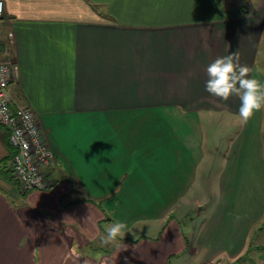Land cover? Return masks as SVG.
<instances>
[{
    "label": "crops",
    "instance_id": "obj_1",
    "mask_svg": "<svg viewBox=\"0 0 264 264\" xmlns=\"http://www.w3.org/2000/svg\"><path fill=\"white\" fill-rule=\"evenodd\" d=\"M3 1L0 61L18 67L9 87L14 103L35 112L51 142L54 163L48 173L54 184L48 190L23 192L0 173V264H264V206L259 213L251 212L256 219L230 229L228 239L227 232L219 234L223 217L236 219L229 203L239 184L250 187L238 191L240 206L247 203L249 209L250 197H264L262 135L258 167L252 168L261 171L259 182L239 178L237 171L253 165V150L243 164L241 146L225 148L223 162L209 155V165L221 159V166L202 178L206 165L200 137L188 133L186 143V135L167 131L164 124L170 119L164 116L132 118L146 126L130 133L145 138L137 148L144 141L145 148H161L131 153L144 155L141 161L150 165L143 180L146 185L151 177L156 182L155 202L162 212L147 217L156 222L149 235L121 236L105 246L100 243L104 225L116 218L105 209L103 196L93 192L98 186L94 174L77 168L80 163L71 161L52 128L57 125L58 133L66 135L73 120L89 124L90 119L138 112L167 117L171 112L177 117L173 121L182 123L189 119L182 117L200 113L239 117V96L222 101L205 91L206 68L217 57L237 51L240 64L252 70L250 77L264 83V71H257L264 69V0ZM229 119L241 124V118ZM243 127L246 133L253 128L263 134L264 117L251 118ZM111 129L110 138L121 133L115 126ZM98 138L95 134L91 143H104ZM170 149L174 166L169 165ZM14 154L8 134L0 129L1 168L8 169ZM162 154L169 163L165 170L155 169ZM102 178L107 182L99 183L104 190L116 179ZM258 219L263 220L260 227ZM200 255L204 259L198 261Z\"/></svg>",
    "mask_w": 264,
    "mask_h": 264
},
{
    "label": "rangeland",
    "instance_id": "obj_2",
    "mask_svg": "<svg viewBox=\"0 0 264 264\" xmlns=\"http://www.w3.org/2000/svg\"><path fill=\"white\" fill-rule=\"evenodd\" d=\"M10 43V42H9ZM12 47V44H9V47ZM8 47V48H9ZM10 49V48H9ZM11 55V54H10ZM155 116H160L161 118H169V123L164 124L167 126V131L173 132L179 136L182 134L186 135V143H189V139L187 138L188 133L194 134L195 136L200 137V140L202 141V144L204 145L202 147V161L206 165V167L203 165L201 169V175L202 178L206 174L210 176L211 172L210 169L215 173V170L220 169L218 164L221 166V159H217L216 163L208 164V156L210 155V159L217 156L218 158H222L221 155L225 151V148H229V146L233 148L243 147L244 151L242 153V156L245 157L242 162L245 161L248 157V153L253 150L251 153L250 161H251V169H245L242 168L241 170L237 171L239 178L242 177V179H248L249 182L256 181L259 182L258 176L260 174V170L252 169L258 166H255L258 164V150H257V143L259 141V138H264V132L260 133L258 130H253V128L250 130V133H246L244 130L245 124L236 123L235 120H230L229 118H240L239 117H232L230 114H224V115H211L200 113L196 115H186L182 118H189L185 119V123L173 121V118H177L175 115L173 116L171 112H168V117L166 115L162 114H153V113H129V114H122L121 117H101L103 119L95 120L90 119L89 124H86L85 122L82 123V121H72L70 126H67V134H63L62 132L58 133V126L52 127L55 129L54 135L59 143H61V148L64 151L68 152L69 158L74 164L80 163L77 168L80 169V167H83L84 169L87 168V172L97 179L95 183L98 185L97 188L93 189V192L96 194V196H103L102 202L104 203L105 209L113 212V215L115 216L116 221H123L126 223L125 228V236L129 237H140V235H149L153 232V229L155 228L156 222L150 219H147V217H152L153 215H157L159 213V210L161 211V204L156 203L155 200L157 199V194L154 195L155 190L158 189L156 185V182L151 177L150 185H146V181L143 180L144 176L148 178V174L144 172V169L150 167V165H147V163L142 160V156H135L134 153H131L132 151H138V152H144V150H153L157 151L161 148L155 147H149L145 148L144 142L142 143L140 147L137 148V144L139 140H145V138H133L131 135H133V130L137 131H143L144 129H140L139 127H146V126H139L140 122H134L132 118H157ZM164 116V117H163ZM210 116V117H209ZM264 117V108H262L260 111L256 112L252 118L255 117ZM158 117V118H160ZM63 118V117H58ZM81 118V117H79ZM84 118V117H83ZM110 118H121L118 122L113 121V119ZM195 118H199L196 119ZM209 118H213L211 120H208ZM221 118H225L222 120ZM228 118V119H226ZM39 121V120H38ZM86 124V126H85ZM116 127V130L121 131L119 133L118 137L110 138V133L112 132V127ZM43 128V126H42ZM44 130V128H43ZM91 131V132H88ZM255 133L257 135L256 137H253L251 135ZM45 133V130H44ZM88 133L94 134L93 136H98L99 140L104 141L99 142L98 145H94L91 143L93 136H86ZM131 133V135H130ZM135 133V132H134ZM116 134V133H115ZM260 134V136H259ZM101 136V138H100ZM87 139H91L90 143L87 144ZM74 143V144H73ZM109 144V147L107 148V144ZM91 144V146H90ZM105 144V145H104ZM245 144V145H244ZM75 145V146H74ZM187 145V144H186ZM148 146V145H147ZM146 146V147H147ZM245 146V147H244ZM212 151L216 149L217 154L215 153L212 155L213 152H210V148H212ZM240 149V148H239ZM205 150V152H204ZM173 150H169V161L170 166L171 165V159L174 161ZM71 153V154H70ZM131 154V156H129ZM240 153H238V156L240 157ZM142 158H145L143 155ZM222 158V162H223ZM169 161L166 160V154H162V157L160 156L159 163H156L154 166L155 169H159L160 167L165 170V166L168 165ZM206 162V163H205ZM244 162L243 164H245ZM121 164V165H120ZM209 165V167H207ZM247 168V166L245 165ZM222 170V167H221ZM156 171V170H155ZM154 172H152V175H154ZM161 172H156L155 175L160 174ZM151 175V173H149ZM108 175H112L115 177L114 185L117 183V187L112 191L108 192L110 189L114 188V185H111L110 187L105 186L106 190L102 188V186L99 184L100 182H105L103 178ZM154 177V176H153ZM244 177V178H243ZM257 178V179H256ZM90 187V186H89ZM125 188V190H124ZM249 191L250 187L246 185V187H242L240 184L235 188L234 197H232V200L229 203V206L232 208L231 214L235 213V218L230 217L229 215L223 217V222H221L220 227V235L222 233L227 232V239L229 238V230L233 228H237L241 222L251 221L252 217L254 219L257 218V215L251 216V212L257 210L256 212L259 213L258 209L262 210L264 206V197L260 196H254L250 197L252 198V202L248 203L249 209H247V203H242L240 206L239 201L237 202L238 197V191L241 190ZM121 190H124L123 194H121ZM140 193H139V192ZM107 194L106 196H104ZM120 199L116 200V197L119 196ZM114 198V199H112ZM118 198V197H117ZM115 200V201H114ZM166 206V204L164 203ZM163 205V207H164ZM176 204H172L170 207H174ZM246 206V210H242L240 212V208ZM248 210V211H247ZM165 211V210H164ZM239 211V213H238ZM250 211V212H249ZM162 212V211H161ZM239 215V218L237 215ZM261 214V213H260ZM251 217V218H249ZM194 217H191L192 219ZM192 221V220H191ZM200 221V220H199ZM202 221H205V219H202ZM206 220L205 222H207ZM258 227L262 225L263 220L258 219ZM183 223V222H182ZM190 223V222H189ZM108 225H104V229L108 227ZM189 226L186 225V229L188 230ZM219 235H216L218 237ZM217 241L216 238H214L213 243ZM228 245V244H227ZM232 245V244H231ZM204 254V252H203ZM202 254V255H203ZM200 255V258L198 261L203 260ZM218 260H220L218 258ZM217 260V261H218Z\"/></svg>",
    "mask_w": 264,
    "mask_h": 264
},
{
    "label": "built area",
    "instance_id": "obj_3",
    "mask_svg": "<svg viewBox=\"0 0 264 264\" xmlns=\"http://www.w3.org/2000/svg\"><path fill=\"white\" fill-rule=\"evenodd\" d=\"M4 14L5 3L0 0V22ZM13 36L10 34L11 42ZM17 70L13 63L0 61V129L8 134L15 149L11 168L21 190H48L54 184L48 173L54 163V153L35 112L14 103L9 87Z\"/></svg>",
    "mask_w": 264,
    "mask_h": 264
},
{
    "label": "clouds",
    "instance_id": "obj_4",
    "mask_svg": "<svg viewBox=\"0 0 264 264\" xmlns=\"http://www.w3.org/2000/svg\"><path fill=\"white\" fill-rule=\"evenodd\" d=\"M251 71L247 65L240 64L237 51L217 57L206 68L208 79L205 91L222 101H228L233 95L239 96L242 124H247L256 112L264 108V83L250 77ZM125 228L126 223L123 221L110 224L101 234L100 243L107 246L117 242L118 237L125 236ZM117 247L126 248L120 244Z\"/></svg>",
    "mask_w": 264,
    "mask_h": 264
},
{
    "label": "trees",
    "instance_id": "obj_5",
    "mask_svg": "<svg viewBox=\"0 0 264 264\" xmlns=\"http://www.w3.org/2000/svg\"><path fill=\"white\" fill-rule=\"evenodd\" d=\"M13 158V157H12ZM12 158H10V163H9V165L7 166V168L8 169H6V167H3V168H1V164L3 163H1L0 164V169H1V174L6 178V179H8V180H12V181H15V179H14V176H13V171H12ZM3 161H5V160H3ZM16 183V182H15Z\"/></svg>",
    "mask_w": 264,
    "mask_h": 264
}]
</instances>
